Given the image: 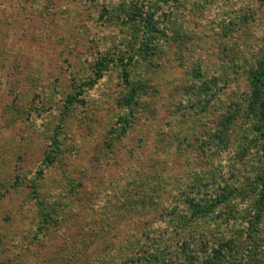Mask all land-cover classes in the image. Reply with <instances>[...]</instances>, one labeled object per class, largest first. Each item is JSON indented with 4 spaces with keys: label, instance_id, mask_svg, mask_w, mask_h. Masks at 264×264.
<instances>
[{
    "label": "rangeland",
    "instance_id": "obj_1",
    "mask_svg": "<svg viewBox=\"0 0 264 264\" xmlns=\"http://www.w3.org/2000/svg\"><path fill=\"white\" fill-rule=\"evenodd\" d=\"M129 56L138 103L120 135ZM263 56L264 0H0V264H198L214 250L264 264V208L248 229ZM79 83L83 103H70ZM226 189L192 213L189 198L210 205Z\"/></svg>",
    "mask_w": 264,
    "mask_h": 264
},
{
    "label": "trees",
    "instance_id": "obj_2",
    "mask_svg": "<svg viewBox=\"0 0 264 264\" xmlns=\"http://www.w3.org/2000/svg\"><path fill=\"white\" fill-rule=\"evenodd\" d=\"M140 25L144 27V29L153 31L154 30V25H153V21H152V16L150 14H145L143 15L142 13H140ZM132 59V56H129L128 61L122 60V58H120L118 60V62H120L121 65V79L124 83L125 86H128V92H126L124 95H122L121 97L118 98V104L121 106L122 111L120 114H118L116 121H115V126L112 128V133H117L120 135H123L125 133H127L128 128L131 126V124L133 123V119L135 117V106L138 103V96H137V89L136 86H133L132 84H130L129 81V69H128V65L130 64ZM114 59L113 58H107L105 56H103L101 59L99 58V60L97 62L94 63L93 66V74H94V78H91L88 82V84H93L97 81L98 78L101 77L103 68L106 67L108 62H112ZM263 78H264V56L257 62L255 69L252 72V77H251V89H250V102L252 104V109L256 112V117H257V121L259 124V128L261 129V132L264 134V98L261 92V88H262V84H263ZM82 85L83 83H79L77 85L74 86V90L73 92L70 94V96L68 97V101L70 103L72 102H80L83 103V99H82ZM58 125L56 126V130L53 136V140L50 144L49 150L46 153L45 157H44V163L45 164H50L52 163L58 156V152H59V147H58ZM259 193H260V197L258 200V204L254 210V214L252 216V219L249 221V225H248V229L250 231V234H255L256 231L258 230V222H259V218L262 214V210L264 208V176L260 177V182H259ZM232 194V190L231 189H226V192L224 194H222L221 199L222 200H215L212 203H209L210 205L207 204H201V203H197L196 201H194L192 198H189L187 200V203L189 205V207L192 210V213L194 215H196L197 213H206L209 212L211 210V207H215V205L220 202L223 201V199L225 197H228V195ZM228 219V218H226ZM225 243V242H224ZM224 244L221 245V247H223ZM227 248L225 249H229L231 246L228 242L226 244ZM233 248L229 249L232 250ZM151 250V248H150ZM149 251V250H148ZM220 250H214L211 253V256L209 257H205V259L202 260V262L198 263V264H239V262H234L232 259L226 260V261H222L219 259V255H220ZM150 254L148 253V256ZM222 257V254L220 256V258ZM120 264H136V260L135 259H128L125 260L123 262H121Z\"/></svg>",
    "mask_w": 264,
    "mask_h": 264
}]
</instances>
